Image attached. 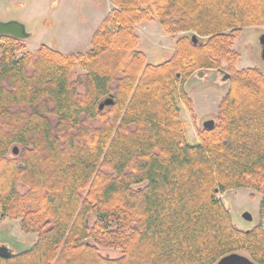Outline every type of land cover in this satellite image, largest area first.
Listing matches in <instances>:
<instances>
[{
	"label": "trees",
	"instance_id": "1",
	"mask_svg": "<svg viewBox=\"0 0 264 264\" xmlns=\"http://www.w3.org/2000/svg\"><path fill=\"white\" fill-rule=\"evenodd\" d=\"M108 2L85 52L0 36V213L37 234L0 264H215L240 251L264 264V76L232 47L264 25V0ZM152 20L178 34L155 64L134 31ZM201 69L225 70L228 88L191 143L180 81ZM234 188L260 194L250 229L218 197Z\"/></svg>",
	"mask_w": 264,
	"mask_h": 264
},
{
	"label": "rangeland",
	"instance_id": "2",
	"mask_svg": "<svg viewBox=\"0 0 264 264\" xmlns=\"http://www.w3.org/2000/svg\"><path fill=\"white\" fill-rule=\"evenodd\" d=\"M107 1L0 0V20H16L24 25L30 34L24 39L25 51L32 52L40 44H45L60 52H85L90 48L92 32L109 11L110 3L107 4ZM134 31L138 35L136 49L145 54L147 62H163L173 54L178 34L164 33L157 20L139 22L134 25ZM262 33L264 25L242 27L234 35L232 47L239 53L237 67H256L264 76L259 43ZM189 34L191 36L192 33ZM199 71L202 72L201 76L197 75ZM199 71L180 81V90L193 103V111H188L179 101L181 117L187 124L186 135L191 143L197 142V130L203 128L202 122L214 120L217 104L228 88V82L221 80L222 75L218 70ZM218 197L230 212L237 228L247 230L255 225L260 194L246 188H234L219 193ZM246 211L251 215V220L243 219L242 214ZM36 236V233L22 230L19 219L0 213V245H8L13 254L30 247ZM100 251L110 256L119 254L118 250L104 247H100ZM238 253L247 255L244 251Z\"/></svg>",
	"mask_w": 264,
	"mask_h": 264
},
{
	"label": "water",
	"instance_id": "3",
	"mask_svg": "<svg viewBox=\"0 0 264 264\" xmlns=\"http://www.w3.org/2000/svg\"><path fill=\"white\" fill-rule=\"evenodd\" d=\"M1 35H10L15 38L19 39H26L27 37L30 36V34L26 31L24 25L16 20H6V21H1L0 20V36ZM190 40L193 43L197 42V36L195 33H192L190 36ZM259 43L261 46V60L264 64V33L259 38ZM219 73H221V80L222 81H227L229 78V74L227 72H224L222 70H218ZM198 76L202 75V72L199 71L197 72ZM111 103V99L108 97L104 99V101L99 105L101 108L103 105H108ZM214 125V120L212 119H206L202 122V127L205 129H211ZM13 153H17V147L14 146L12 149ZM243 219L245 220H251V215L249 212H244L242 214ZM12 249L5 244L0 245V257L1 258H8L12 255ZM215 264H255L250 260V258L247 255H243L238 252H232L228 253L226 255H223L220 257Z\"/></svg>",
	"mask_w": 264,
	"mask_h": 264
},
{
	"label": "crops",
	"instance_id": "4",
	"mask_svg": "<svg viewBox=\"0 0 264 264\" xmlns=\"http://www.w3.org/2000/svg\"><path fill=\"white\" fill-rule=\"evenodd\" d=\"M107 1V0H106ZM109 2L107 1V4H108ZM108 6H109V10H110V4H108Z\"/></svg>",
	"mask_w": 264,
	"mask_h": 264
}]
</instances>
